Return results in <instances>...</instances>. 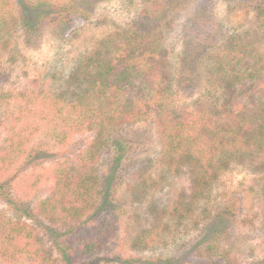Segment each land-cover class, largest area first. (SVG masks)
I'll use <instances>...</instances> for the list:
<instances>
[{"label": "trees", "instance_id": "obj_1", "mask_svg": "<svg viewBox=\"0 0 264 264\" xmlns=\"http://www.w3.org/2000/svg\"><path fill=\"white\" fill-rule=\"evenodd\" d=\"M21 1L24 7L42 11L32 21L24 11L16 12L12 0H0L3 48L10 46L9 37L18 23H22L27 42L33 44L45 23L89 20L95 9V0ZM228 1L254 7L255 27L251 33L235 35L225 43H219L220 35L211 32L201 37L195 47H186L180 60L181 85L188 89L203 78L207 82L192 103L175 104L177 75L166 47V30L172 26L170 16L185 0H141L140 11L127 26L106 35L91 53L77 61L60 92L35 91V109L25 108V120L18 119L23 127L13 128L0 147V196L33 220L34 226L0 214L3 258L24 260L27 264L109 262L100 255L111 234L106 220L100 227L87 224L109 208L115 215L118 207L112 202L110 186L103 183L91 164L106 149L114 164L126 157L129 144L118 136L126 125L153 121L160 134L161 164L175 175L185 171L189 175L190 195L174 202L167 218L181 221L193 216L198 201L209 198L213 184L233 163L260 158L259 164L264 167V0ZM202 20L194 18L196 24L200 21L202 25ZM33 115L54 124V138L64 147L88 130L94 133L91 150L87 147L80 151L76 166L61 162L53 173L58 181L52 212L69 216L70 221L64 220L71 226L66 232L38 221L32 208L12 193L13 182L5 178L28 152L31 131H26L29 127L25 124ZM211 214V209L203 213L208 219ZM233 214L234 209L227 204L219 208L214 218ZM170 225L164 220L160 231ZM37 229L52 238L58 259L45 248ZM213 232L215 242L231 236L228 230ZM157 237L158 234L138 237L134 246L144 244L147 248ZM214 249L211 244L208 250ZM87 258L91 261L87 262Z\"/></svg>", "mask_w": 264, "mask_h": 264}, {"label": "rangeland", "instance_id": "obj_2", "mask_svg": "<svg viewBox=\"0 0 264 264\" xmlns=\"http://www.w3.org/2000/svg\"><path fill=\"white\" fill-rule=\"evenodd\" d=\"M12 1L16 12L24 11L32 21L42 11L24 7L21 0ZM141 6V0H95L89 20L45 23L41 36L33 44L27 42L22 23H18L9 37L10 46L3 48L0 44V147L13 128L23 127L18 119L25 120V108L35 106V91L60 92L77 61L91 53L106 35L127 26ZM171 15L166 47L177 75L174 101L182 105L194 102L207 86L204 78L192 88L181 85L180 60L186 47H195L201 37L211 32L220 35L219 43L247 31L251 33L256 11L252 6L228 0H185ZM195 17L202 18L203 24L200 21L196 24ZM35 115L29 116L30 121L25 124L29 127L26 131H31L28 152L5 178L13 182L12 193L32 208L38 221L66 232L71 228L64 221L69 216L52 212L58 181L53 173L61 162L76 166L77 156L89 149L94 133L88 130L64 147L54 138V124ZM118 136L129 144L126 157L114 164L111 152L106 149L91 164L94 172L104 179L103 183L110 186L112 202L118 207L115 215L109 208L87 224L100 227L106 220L111 229L108 245L100 254L109 262L101 264H264V167L259 164L262 159L233 163L213 184L209 198L198 201L193 216L179 221L172 216L167 218V213L174 202L190 195L191 183L186 171L175 175L167 165L161 164L157 125L151 120L138 121L124 126ZM227 204H231L234 214L214 218L219 208ZM206 209H211L209 219L203 215ZM0 214L34 226L33 220L25 218L1 196ZM164 220L171 225L160 231ZM215 230H228L231 236L215 242L212 240ZM38 231L45 248L52 250L58 259L52 238ZM156 234V241L147 248L144 244L134 246L138 237ZM211 244L214 251L208 250ZM0 264L27 263L0 255Z\"/></svg>", "mask_w": 264, "mask_h": 264}]
</instances>
